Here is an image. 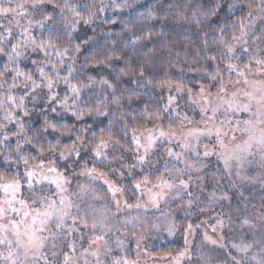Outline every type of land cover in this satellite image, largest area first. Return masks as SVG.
Returning <instances> with one entry per match:
<instances>
[{
    "label": "clouds",
    "instance_id": "9594fccd",
    "mask_svg": "<svg viewBox=\"0 0 264 264\" xmlns=\"http://www.w3.org/2000/svg\"><path fill=\"white\" fill-rule=\"evenodd\" d=\"M0 264H264V0H0Z\"/></svg>",
    "mask_w": 264,
    "mask_h": 264
}]
</instances>
